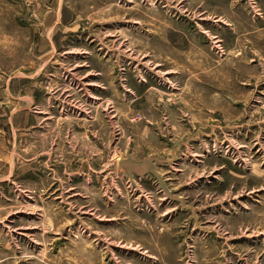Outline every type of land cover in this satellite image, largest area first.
<instances>
[{
    "label": "rangeland",
    "instance_id": "374dc122",
    "mask_svg": "<svg viewBox=\"0 0 264 264\" xmlns=\"http://www.w3.org/2000/svg\"><path fill=\"white\" fill-rule=\"evenodd\" d=\"M0 149V264H264V0H0Z\"/></svg>",
    "mask_w": 264,
    "mask_h": 264
},
{
    "label": "crops",
    "instance_id": "0c3cea01",
    "mask_svg": "<svg viewBox=\"0 0 264 264\" xmlns=\"http://www.w3.org/2000/svg\"><path fill=\"white\" fill-rule=\"evenodd\" d=\"M49 57V56H48ZM50 58H53V52L51 53ZM40 71L42 69H39ZM41 73V72H38ZM37 73V74H38ZM42 114L47 115L48 113H43ZM45 120H49V118L47 117ZM3 150L4 149H0V217H6L9 218L12 215H16L19 212H16L15 209L18 206V203L16 202H23L22 200V196L24 195L28 200H31L32 196H30V192L27 193L29 195H26V190H22V182H24L25 180H31L33 183L37 184V180L33 179L32 177V173L35 170L32 162L33 160H36L38 158V156L40 155V153L33 157V159L29 160L28 163V169L26 171V174H31L29 176V178L24 177L23 173H21V181H18L19 179V174L17 172H19L18 170L21 169V164L22 163H17L14 159V155L13 154H9V156H7V154H3ZM33 179V180H32ZM67 199H69V195L68 197H66ZM55 200V199H53ZM56 200H60L62 202V197H58L56 198ZM59 202V203H61ZM25 209H30V208H26ZM3 262V260H2Z\"/></svg>",
    "mask_w": 264,
    "mask_h": 264
}]
</instances>
